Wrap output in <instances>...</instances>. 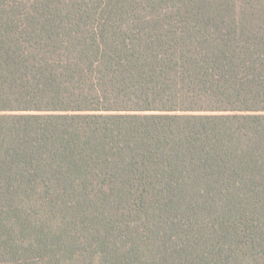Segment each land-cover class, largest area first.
Listing matches in <instances>:
<instances>
[{"label": "trees", "instance_id": "16d2710c", "mask_svg": "<svg viewBox=\"0 0 264 264\" xmlns=\"http://www.w3.org/2000/svg\"><path fill=\"white\" fill-rule=\"evenodd\" d=\"M0 264H264V0H0Z\"/></svg>", "mask_w": 264, "mask_h": 264}]
</instances>
